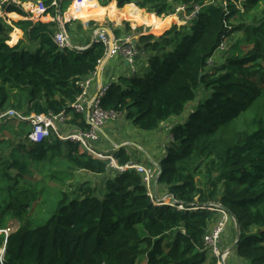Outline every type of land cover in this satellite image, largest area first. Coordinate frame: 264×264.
Listing matches in <instances>:
<instances>
[{"label":"trees","instance_id":"1","mask_svg":"<svg viewBox=\"0 0 264 264\" xmlns=\"http://www.w3.org/2000/svg\"><path fill=\"white\" fill-rule=\"evenodd\" d=\"M52 1L44 0L46 14L56 16ZM115 1L119 8L108 5L111 0H99L100 5L92 0L81 13H103L100 6H111L114 19L134 23L149 13L153 31L161 33L177 20L169 15L178 6L185 4L190 13L194 4L203 5L196 18L174 24L158 37L138 30L135 59L143 51L150 70L121 76L102 99L103 108L120 110L125 119L151 131L182 115L202 86L212 89L185 122L172 128V141L161 160L159 183L185 209L154 202L136 170H111L109 159L97 158L54 133L31 142L29 121L3 118L0 264H216L204 244L212 222L220 218L209 208L212 202L238 217L241 238L235 253L245 264H264V9L250 22L233 21L259 9L264 0H227L226 6L223 0ZM2 8L10 17L25 18L9 23L7 15L0 16V115L10 108L25 115L66 112L72 114L69 123L88 129L84 114L70 104L81 92L78 81L97 71L105 45L95 41L82 51L62 50L54 37L57 20L34 21L13 0ZM74 23L86 32L97 27L94 20L87 29L82 21L72 20L67 29L73 30ZM15 28L23 32L16 44ZM113 29L120 34L121 28ZM239 31L243 36L230 45L224 62L207 70L210 58ZM240 41L251 48L244 51ZM114 156L119 165L133 162L125 148ZM82 171L88 178H78ZM93 176L101 178L99 186ZM11 220L17 227L7 231ZM166 240L170 243L165 252Z\"/></svg>","mask_w":264,"mask_h":264},{"label":"built area","instance_id":"2","mask_svg":"<svg viewBox=\"0 0 264 264\" xmlns=\"http://www.w3.org/2000/svg\"><path fill=\"white\" fill-rule=\"evenodd\" d=\"M6 0L0 1V13L1 15L8 14L2 8L4 2ZM17 4H21L26 8V4L21 0H13ZM207 3H215V0H207ZM52 4L56 6V8L60 6L59 0H53ZM27 5L29 7L26 10L31 14V16L35 15L36 18L30 16L31 19L35 21H40L41 17H43L48 10V6L44 1L38 0L35 3L30 2ZM222 5L226 6L227 1L223 0ZM203 5L194 4L192 11L189 13L186 9V5L182 4L178 6L175 12L169 16H178V18L183 19L185 21L192 20L196 18ZM60 24V23H59ZM70 36L67 28L60 24V29L55 34V41L60 49H72L67 37ZM138 35H122L118 36L113 34L112 37L108 35V32L105 29H100L97 32L96 40L97 42H102L105 45V56L99 60L100 64L104 58L121 56L124 59H128L131 62H135V56L138 54V48L135 42V39ZM225 46L222 45L221 49H224ZM98 72L95 71L91 73L89 76L83 78L78 81V84L81 88V92L77 95L76 99L70 104L72 110L83 113L85 115V120L87 124H89L88 129H81L78 131H68L65 132L61 129V126H65L68 123L69 114L66 112H61L58 114L54 113H41L36 114L35 112L25 115L24 112L18 111L14 108H10L6 112L0 115V120L3 118L17 117L20 120L29 121L31 124V129L28 134V138L31 142H42L46 138L50 137L53 133L56 134L60 139L70 140L73 142H77L86 149L90 154L97 158L101 159H109L110 166L115 167L119 171H125L127 169H134L136 172L143 176L144 182L149 187V193L153 198V201L156 203H167L171 205H175L180 209H185L182 204H177V201L174 199L173 201L165 202L166 200L163 198H159L154 196L151 192L153 182L155 181V174L153 169L145 164L129 162L125 165H119L116 157L113 154H108L103 151L97 150L94 146L93 142H96L100 139L101 133L100 129L109 121H113L116 119H121L123 117V112L115 109H105L102 106V99L106 95L107 90L110 86H100L97 93L93 96L89 95V87L93 80L97 78ZM210 209H215L220 213V218L218 221L206 232L204 236V244L206 248H208L210 254L216 257V264H227L226 260L229 256L228 251H223L222 246L220 245V237L225 228L227 221L229 220V213L224 209L216 205L208 204ZM195 207H190L189 209H196ZM4 256V252L2 253Z\"/></svg>","mask_w":264,"mask_h":264},{"label":"crops","instance_id":"3","mask_svg":"<svg viewBox=\"0 0 264 264\" xmlns=\"http://www.w3.org/2000/svg\"><path fill=\"white\" fill-rule=\"evenodd\" d=\"M31 1L32 0H26V2H24V3L28 4ZM91 1L92 0H83V3L81 1H79L77 3V5H80L82 8V11H83L85 8L89 7V4L91 3ZM97 1L99 3V0H97ZM59 3H60V1H59ZM115 3L117 5L116 1H115ZM99 5H100V3H99ZM109 5H111V2L109 3ZM70 10H68L69 12L66 15H65L66 12L63 13V17H64L63 20L64 19L67 20L66 24L71 22L72 19L82 20L84 29L88 28V22L89 21H91V20H94V21L95 20H102L106 17V16L104 17V15H103L104 12L103 13H98V12L95 13V12H91L92 10H90V12L88 14H91L93 17L86 18V15H84V13H81L82 11L80 12L77 10H73V11H70ZM58 11L59 10L57 7L56 8V13H57L56 16L52 15L51 13L45 14L44 16L47 17L46 18L47 20L45 22L57 20L61 24V22L59 21V18H58L59 17ZM13 13H15V12H13ZM9 14L10 13L6 14L7 18L9 19V21L7 19H6V21L9 23H11L12 20L25 18V17L19 15L18 13H16V14H18V17H16V18L10 17ZM0 16L5 17V15H1V13H0ZM60 24H59V29H60ZM66 24H65V27H66ZM99 25L109 27L107 25V23H105V24L102 23ZM71 26L73 27V31H75V33L73 35L70 34L69 32L68 33H69L70 37L72 38V40H74L73 41L74 44L77 46H80V47L88 46L91 42V37H92L93 32L86 33V31H84V32H82L84 34V36H82V35L77 36V31H76L77 29L75 28V25L71 24ZM114 27L121 28L120 36L128 35V34L133 35V36L136 35L130 29H128V27L126 28L124 26H121V24H119V25L118 24H112V26L109 27L112 30L113 34H115L114 29H113ZM96 28H94V30ZM13 32H18V35L20 36L19 39L23 38V32L20 29L15 28ZM115 35H117V34H115ZM11 39H12V37H11ZM18 41L19 40H17L14 44H16ZM14 44H11V45H14ZM148 66H149L148 58L143 51H141L140 55L138 57H136L135 62H131V60L129 61L128 59H124L121 56L104 58L103 61L101 62V64H99L98 69H97L98 75L100 73L99 79H98V75H97V78L95 80H93V82L91 83V85L89 87V95L94 96L97 93V91L99 90L100 86H106V85L111 84L112 82H118L119 78L121 76H130L133 74L142 75L139 72H146L148 69ZM191 111H192V109H191ZM188 112L186 113V115L183 116V119H178V118H174V116H171L166 121L162 122V124L159 128L152 130L153 134L151 133L148 135H146V131H142L138 126L133 124V122L131 120L125 119V117H122L121 119L109 121L100 129L101 136H103V137L100 136V139L96 142H93V144L96 147V149L100 148V151H103V152L108 153V154H113V155L120 148H125L127 153H129L132 156L133 162L145 164L148 166H152L151 163L156 166V162H157L158 164L161 165V160L166 155V147L168 144L171 143L172 138H173L172 132H171L172 128L174 126L180 124V123L185 122V120L187 119L186 117L187 116L189 117ZM69 118L70 119L72 118V114H69ZM71 120H73V118ZM61 129H63L65 132H68V131H78V130H81L83 128H80L77 125V123L74 124L73 122H71V123L68 122L65 126H61ZM149 159H151L152 162H150ZM113 169H116V168L112 167L111 170H113ZM155 171L157 173L154 172V174H155L154 180L155 181L153 182L152 189H151L152 194L154 196H157V197H160L162 194H165L164 196L169 197L170 193L167 191V187L163 184H160L159 181L156 182V176L158 174V167H157V170H155ZM95 177H97V176H95ZM217 220H218V218H217ZM215 223L216 222L212 223L211 226H213ZM238 261H240V260H238ZM245 263L246 262L244 261L241 264H245ZM232 264H234V262H232Z\"/></svg>","mask_w":264,"mask_h":264},{"label":"rangeland","instance_id":"4","mask_svg":"<svg viewBox=\"0 0 264 264\" xmlns=\"http://www.w3.org/2000/svg\"><path fill=\"white\" fill-rule=\"evenodd\" d=\"M25 2H26V0H24ZM36 1H38V0H32L31 2H33V3H35ZM42 1H44V0H42ZM79 1H81L82 3H83V0H62V11H63V13H65V15L66 14H68V10H70V11H73V10H77V11H82V8H81V6L80 5H77V3L79 2ZM206 1V0H205ZM227 1V0H226ZM100 3V2H99ZM111 4H114L115 6H116V8H119L117 5H116V3H115V0H111ZM109 5V4H108ZM108 5H105V6H108ZM27 8V7H26ZM123 8V7H122ZM100 9H101V12H105V13H103V15H104V19H102V20H95L96 22H97V27H102V26H100L99 24H102V23H107V25L110 27V26H112V24H121V26H124V27H128V29H130L133 33L135 32V34L137 35L138 34V32H140V31H138V30H141L142 31V33H151V34H153V35H155V36H160L161 34H163V33H165L169 28H171L172 27V25H174V24H178V25H186L187 24V21H185V20H183V19H180V18H178V16H176V18H177V20H175L172 24H171V26L169 27V28H167V30L165 29L163 32H161V33H157V32H154L153 31V27L151 26V24H150V22H149V13H147V14H141V15H139V17H138V20L136 19V22L137 23H134L133 21H131V20H129V19H125V18H122V19H120V20H116V19H114V15H113V13H114V9L111 7V6H109V7H101L100 6ZM262 9H264V1L260 4V8L259 9H253L252 11H249V12H247V13H245L244 15H243V17H239L238 18V16H236V18H238V19H236V20H233L235 23H240V22H250L253 18H255V16L256 15H259L260 16V13L262 12ZM146 11V10H145ZM242 12H244V11H242ZM175 16V15H174ZM31 17H33V18H36V16L35 15H33V16H31ZM90 17H93L91 14H88V15H86V18H90ZM168 17V16H167ZM161 18H165V17H161ZM47 20V19H46ZM46 20H44V21H46ZM72 20H74V19H72ZM71 20V21H72ZM76 20H79V19H76ZM40 21H43V20H40ZM80 21H82V20H80ZM83 22V21H82ZM74 25H76V23H74ZM96 27V26H95ZM95 27H90L89 28V30H90V32H86V33H91V32H93V30H94V28ZM68 32L70 33V34H74L75 33V31H73L70 27H68ZM77 31V36H80V35H82V36H84V34L82 33V32H84L85 30H83V28L82 29H80L79 28V30H76ZM13 33V32H12ZM119 36H120V34H119ZM243 36V32L241 33L240 31L239 32H236L233 36H231L230 38H228L226 41H227V45L225 46V43L223 44L224 46H225V49L224 50H222L221 52H219V53H217L218 55L217 56H213V57H211L210 58V60H209V63H208V66H207V70H214V67L215 68H218L223 62H224V58H225V56H226V51L229 49V47H230V45L231 44H233L238 38H241ZM12 37V36H11ZM89 37V36H88ZM19 38H20V36H18V40H19ZM240 43V47H244V45H245V43L243 42V41H240L239 42ZM249 48H251V46L250 45H247V46H245L244 48H243V50L244 51H246V50H248ZM233 49L234 48H232L231 49V51L229 50V52L230 53H233ZM150 70V68H148L147 69V72ZM147 72H139V73H141V74H145V73H147ZM211 91H212V89H208V88H204V86H202L201 88H200V91H199V96H198V98L195 100V101H193V102H190L189 104H187L186 105V107H185V110H184V112L182 113V115H174V118H178V119H183V116L184 115H186V113L188 112L189 113V116H190V113H191V109L192 108H194L195 106H196V104L198 103V101H200V100H203V99H205L206 97H208L209 95H210V93H211ZM14 101H16V95H15V93H12V96H11V98H10V102H14ZM191 108V109H190ZM190 109V110H189ZM22 112V111H21ZM245 116V114H243L242 116H241V118L237 121V123L240 125L241 124V119L243 118ZM187 119H188V116L186 117ZM10 119H12V120H15V121H19L20 119L19 118H17V117H10ZM186 119V120H187ZM9 120V119H8ZM12 120H10L9 121V124H16V123H14V121H12ZM1 121V120H0ZM5 121V120H4ZM21 121V120H20ZM244 122V121H243ZM243 122H242V126H243ZM29 127H30V125H29ZM142 130V129H141ZM142 131H146V135H148V134H153V131L151 130V131H147V130H142ZM5 135H9V133H7L6 132V134ZM101 137H103V136H101ZM105 139V138H104ZM97 150H100V148H98ZM151 162V161H150ZM151 165L152 166H150L152 169H153V171H155V170H157V168L155 167V165H153L152 163H151ZM156 172V171H155ZM157 173V172H156ZM78 178L79 179H85V178H88V175L85 173V171L83 172H79L78 173ZM94 181V183L97 185V186H99L100 184H101V178H95L94 176H93V178H92ZM165 194H162L159 198H163V199H165L166 201L165 202H168V201H173L174 199L177 201V204H180V202L174 197H171V196H169V197H167V196H164ZM163 196V197H162ZM216 202H218V201H216ZM219 203V202H218ZM211 210H215V209H211ZM218 216L219 215H217V218H218ZM213 220H214V217H213ZM216 220L217 219H215L212 223H214V222H216ZM235 223H234V220H233V218L230 216V218H229V220L227 221V223H226V225H225V228H224V230H223V232H222V234H221V237H220V245L222 246V250L223 251H228V248L230 247H232L233 245H234V243H235V241H236V239H237V232H236V225H234ZM9 226L10 227H8L6 230L7 231H10L11 229L13 230V229H15L16 227H17V222H15L14 220H11V221H9ZM139 227H140V229L142 230L143 229V227L141 226V225H139ZM170 243V240H166L165 242H164V244H163V246H164V250H165V252L168 250V244ZM4 248V247H3ZM3 248H0V257H3V256H1V254L3 253L2 252V250H3ZM143 259L146 261V257H143ZM238 260H240V261H238ZM226 262H227V264H232V262H234V264L236 263V264H241L242 262H244V259H242L241 257H239L236 253H235V251H232L230 254H229V256L227 257V260H226Z\"/></svg>","mask_w":264,"mask_h":264},{"label":"water","instance_id":"5","mask_svg":"<svg viewBox=\"0 0 264 264\" xmlns=\"http://www.w3.org/2000/svg\"><path fill=\"white\" fill-rule=\"evenodd\" d=\"M58 10H59V11H58V16H59L58 18H59V21L61 22L62 25L65 26L67 20H65V19L63 20L64 17H63V11H62V2H60V6H59V9H58ZM100 29H105V30L108 32V35H109L110 37L113 36V32H112V30H111L109 27H107V26L97 27V28L93 31V33H92V37H91V42H90V44H89L88 46H86V47H80V46L75 45L74 42H73V40H72V38H71L70 36H68L67 39H68V41H69V44H70L71 48L74 49V50H77V51L85 50V49L88 48L90 45H92L95 41H97V40H96L97 32H98ZM106 58H108V57H106ZM105 61H106V60H105ZM99 76H100V73H99V75H98V79H99ZM149 160L152 162L151 159H149ZM155 167H156V168L158 167V174H157V176H156V182H158V181H159V178H160V176H161V174H162V166L156 162V166H155ZM171 197L174 198L175 196H174V195H171ZM209 204L216 205V206H219V207H221V208H224V209L230 214V216H231V217L233 218V220H234V223H235V225H236L237 239H236L234 245H233L231 248L228 249V253L230 254L232 251H235V247H236V245L238 244V242H239V240H240V238H241V226H240V224H239L238 217H237V215H236L233 211H231L230 209H228L227 207L223 206V205L220 204V203L212 202V203H209Z\"/></svg>","mask_w":264,"mask_h":264},{"label":"clouds","instance_id":"6","mask_svg":"<svg viewBox=\"0 0 264 264\" xmlns=\"http://www.w3.org/2000/svg\"><path fill=\"white\" fill-rule=\"evenodd\" d=\"M169 196H171V194H170ZM211 205H212V204H211ZM216 211H217V210H216ZM217 212H218V211H217ZM229 215H230V214H229ZM217 221H218V220H217ZM217 221H216V222H217ZM2 252H4V249L2 250ZM1 256H2V254H1Z\"/></svg>","mask_w":264,"mask_h":264},{"label":"bare ground","instance_id":"7","mask_svg":"<svg viewBox=\"0 0 264 264\" xmlns=\"http://www.w3.org/2000/svg\"><path fill=\"white\" fill-rule=\"evenodd\" d=\"M4 249V248H3Z\"/></svg>","mask_w":264,"mask_h":264}]
</instances>
